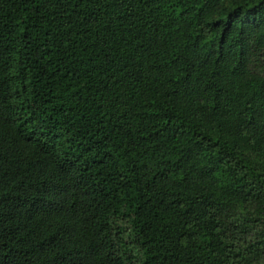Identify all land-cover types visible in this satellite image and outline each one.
I'll return each instance as SVG.
<instances>
[{
  "label": "trees",
  "instance_id": "16d2710c",
  "mask_svg": "<svg viewBox=\"0 0 264 264\" xmlns=\"http://www.w3.org/2000/svg\"><path fill=\"white\" fill-rule=\"evenodd\" d=\"M0 264H264V0H0Z\"/></svg>",
  "mask_w": 264,
  "mask_h": 264
}]
</instances>
